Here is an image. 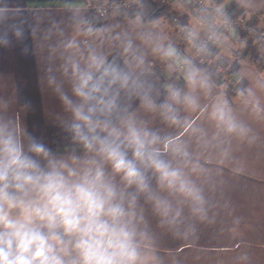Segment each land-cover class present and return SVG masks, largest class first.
Here are the masks:
<instances>
[{"label": "clouds", "instance_id": "9594fccd", "mask_svg": "<svg viewBox=\"0 0 264 264\" xmlns=\"http://www.w3.org/2000/svg\"><path fill=\"white\" fill-rule=\"evenodd\" d=\"M109 16L127 25L100 22ZM197 20L178 25L182 50L152 30L144 0L95 13L82 0H0V47L34 57L58 129L54 140L37 136L0 104V264H165L150 217L186 241L221 209L240 224L221 166L235 161L233 143L255 147L261 136L215 91L203 65L215 21ZM237 94L264 122V97ZM231 250L234 264H250L242 243Z\"/></svg>", "mask_w": 264, "mask_h": 264}, {"label": "crops", "instance_id": "0c3cea01", "mask_svg": "<svg viewBox=\"0 0 264 264\" xmlns=\"http://www.w3.org/2000/svg\"><path fill=\"white\" fill-rule=\"evenodd\" d=\"M95 0H82L86 8ZM222 13H243L251 25L264 27V0H208ZM27 0H12L13 5L26 4ZM172 7L179 14L181 24L198 27L197 17H203L198 11L187 8L182 0H172ZM136 7V6H135ZM132 7L129 11H132ZM145 11L152 17L150 25L157 31L171 37L182 50L185 48L179 29L172 24L164 6L157 0L144 2ZM101 23H119L127 25L122 16L100 20ZM216 42L210 41L213 64L224 66V75L214 74L211 66L207 67L216 83L215 91L223 96L229 83L226 76H233L235 83L229 92V99L241 119L256 128L261 136V143L255 147L233 143L235 161L223 167L220 186L229 201L234 215L242 217L240 224L233 222L230 210L221 209L215 224L201 228L198 240H184L174 237L156 225L150 217L153 231L157 236L159 254L165 264H234L236 252L232 251L235 243L240 242L249 252L250 264H264V122L251 120L244 104V98L237 93L243 88H253L264 97V66L259 65L264 57V46L252 40L250 36L236 27L223 26L216 29ZM194 50H189L193 55ZM166 78V73H165ZM182 83V81H178ZM30 101L26 106V100ZM7 102L9 112H21L26 118L29 131L37 136L54 140L58 129L50 122L48 112L56 107L57 101L44 92L37 80L36 62L31 54H24L22 46L13 43L9 47H0V104ZM243 167L237 173L234 169Z\"/></svg>", "mask_w": 264, "mask_h": 264}, {"label": "built area", "instance_id": "2783aa9c", "mask_svg": "<svg viewBox=\"0 0 264 264\" xmlns=\"http://www.w3.org/2000/svg\"><path fill=\"white\" fill-rule=\"evenodd\" d=\"M145 1L147 0H144V2ZM157 1L162 6L165 7L168 18L171 20L172 24H174L178 28V25L181 24V18L179 14L172 7L171 4L172 0H157ZM128 2L129 0H95L89 5V7L92 9L93 13H95V10L101 6L107 7L111 11L113 5H119L123 10L125 6L128 4ZM182 2L190 10L199 11L203 17L214 19L216 29L223 26L236 27L240 31L247 33L252 40L264 46V27H257L251 25L248 21V18L243 13L235 15V14L222 13L220 11L217 12V9H215L208 2V0H182ZM132 7H135V5H132ZM131 8H129L128 10H130ZM220 13H222V15ZM104 19L105 18H101V20ZM210 41L216 42L217 39L214 36L211 40L208 41V43ZM194 55L195 53H193V56ZM198 62L200 61L198 60ZM213 62H214L213 57L210 55L208 58H206L203 61V65L207 67L211 66L214 74L224 75V66L222 64H213ZM259 65L264 66V57L260 58ZM226 79L229 84L233 85L235 83V79L233 78V76H226Z\"/></svg>", "mask_w": 264, "mask_h": 264}, {"label": "trees", "instance_id": "16d2710c", "mask_svg": "<svg viewBox=\"0 0 264 264\" xmlns=\"http://www.w3.org/2000/svg\"><path fill=\"white\" fill-rule=\"evenodd\" d=\"M198 13H200L199 11H198ZM231 87H232V85L231 84H229V86H228V89H227V91L226 92H230V90H231ZM229 92L227 93V95H228V97H229ZM230 98V97H229Z\"/></svg>", "mask_w": 264, "mask_h": 264}]
</instances>
